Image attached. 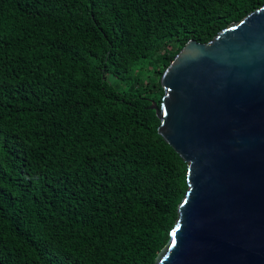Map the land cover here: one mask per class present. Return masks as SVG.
Here are the masks:
<instances>
[{
	"label": "trees",
	"instance_id": "1",
	"mask_svg": "<svg viewBox=\"0 0 264 264\" xmlns=\"http://www.w3.org/2000/svg\"><path fill=\"white\" fill-rule=\"evenodd\" d=\"M262 7L0 0V264H155L188 190L161 77Z\"/></svg>",
	"mask_w": 264,
	"mask_h": 264
},
{
	"label": "water",
	"instance_id": "2",
	"mask_svg": "<svg viewBox=\"0 0 264 264\" xmlns=\"http://www.w3.org/2000/svg\"><path fill=\"white\" fill-rule=\"evenodd\" d=\"M161 85L151 108L188 190L155 264H264V7L189 40Z\"/></svg>",
	"mask_w": 264,
	"mask_h": 264
}]
</instances>
